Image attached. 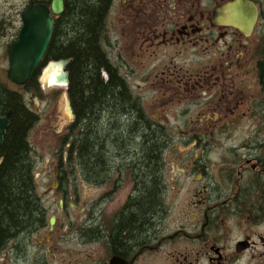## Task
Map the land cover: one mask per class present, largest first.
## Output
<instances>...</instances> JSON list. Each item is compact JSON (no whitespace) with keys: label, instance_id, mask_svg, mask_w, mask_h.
I'll use <instances>...</instances> for the list:
<instances>
[{"label":"flooded vegetation","instance_id":"obj_1","mask_svg":"<svg viewBox=\"0 0 264 264\" xmlns=\"http://www.w3.org/2000/svg\"><path fill=\"white\" fill-rule=\"evenodd\" d=\"M52 1L0 0V52L17 41L26 10L50 9ZM69 1L93 0H64L54 33ZM236 2L255 6L254 25H230ZM101 47L107 70L167 134L162 210L146 238L118 243L129 200L142 189L138 164L111 158L103 184L92 185L102 189L99 197L83 208L59 180L46 227L22 253L8 245L0 264H264V0H108ZM41 75L17 93L42 120L56 112L64 89ZM180 147L188 154L168 156ZM175 166L170 182L167 170ZM174 195L178 204L169 202Z\"/></svg>","mask_w":264,"mask_h":264},{"label":"trees","instance_id":"obj_2","mask_svg":"<svg viewBox=\"0 0 264 264\" xmlns=\"http://www.w3.org/2000/svg\"><path fill=\"white\" fill-rule=\"evenodd\" d=\"M108 0L69 1L57 24L46 58L71 60L68 94L76 120L62 138L67 160H58L61 189L103 184L111 158L138 164L140 195L130 198L131 217L118 231V243L146 238L162 210V156L167 134L154 128L123 81L111 74L101 47ZM105 68V69H104ZM110 74L106 82L102 70ZM11 111L0 150V254L15 244L17 253L43 229L49 217L37 192L30 134L39 122L21 95L0 86V117ZM119 160V159H118Z\"/></svg>","mask_w":264,"mask_h":264},{"label":"water","instance_id":"obj_3","mask_svg":"<svg viewBox=\"0 0 264 264\" xmlns=\"http://www.w3.org/2000/svg\"><path fill=\"white\" fill-rule=\"evenodd\" d=\"M238 14L231 20L230 25L240 29L254 25L256 21V10L252 6L238 2L236 4ZM65 9L64 0H53L50 10L46 7L33 5L23 14L24 27L14 43L8 49L9 71L8 79L17 86H24L38 69L50 46L54 33V19L62 15ZM71 60L51 62L43 72V82L58 86L69 85V74L65 69ZM65 113L73 120L71 101L65 97ZM12 112L9 111L5 117L0 118V149L4 143L9 129ZM51 226L55 223L52 217Z\"/></svg>","mask_w":264,"mask_h":264},{"label":"rangeland","instance_id":"obj_4","mask_svg":"<svg viewBox=\"0 0 264 264\" xmlns=\"http://www.w3.org/2000/svg\"><path fill=\"white\" fill-rule=\"evenodd\" d=\"M6 56V53L0 52V86H6L11 90L18 91V88L12 86V84L6 80L9 69ZM63 108L64 105L62 98L58 99L56 112H52V114H50V118L44 117L30 134V142L33 148V155L36 163L37 192L43 203L48 207L53 206V210L56 209V204L60 199L56 193L58 186L55 185L58 177V156L60 154L63 155L65 152L61 143L63 137L61 138L62 135L59 137V135H57L55 132H63L64 130L63 134H65L66 129L68 126H70ZM173 135L177 140H181V135L179 133ZM188 152L189 149L184 147L173 148L170 154L168 153V156L180 157L187 155ZM179 168L181 169V167ZM167 173V179L171 182L175 178V175H178L177 167L175 172L168 169ZM74 190L77 199V203L75 205H79L81 208H83L84 205L91 203L94 199H97L101 193L100 191H102L101 188H94L92 186L86 185H78V188L74 187ZM60 193L61 192H59V194ZM180 197L182 200H188L192 198L186 196ZM124 199V196L119 197L117 204H122ZM180 200H178L177 196L174 195L170 196L169 202L171 203L174 201L175 204H178Z\"/></svg>","mask_w":264,"mask_h":264},{"label":"bare ground","instance_id":"obj_5","mask_svg":"<svg viewBox=\"0 0 264 264\" xmlns=\"http://www.w3.org/2000/svg\"><path fill=\"white\" fill-rule=\"evenodd\" d=\"M31 143V142H30ZM63 156V157H62ZM61 157L62 158H67V151L65 150V152L63 153V155L61 154ZM61 157L60 156H58V160L60 161L61 160ZM38 190V189H37Z\"/></svg>","mask_w":264,"mask_h":264}]
</instances>
